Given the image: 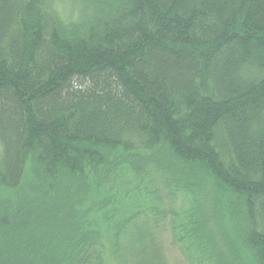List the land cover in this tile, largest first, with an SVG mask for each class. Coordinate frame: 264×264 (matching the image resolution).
Here are the masks:
<instances>
[{"label": "trees", "instance_id": "trees-1", "mask_svg": "<svg viewBox=\"0 0 264 264\" xmlns=\"http://www.w3.org/2000/svg\"><path fill=\"white\" fill-rule=\"evenodd\" d=\"M167 230L264 264V0H0V264H156Z\"/></svg>", "mask_w": 264, "mask_h": 264}, {"label": "rangeland", "instance_id": "rangeland-1", "mask_svg": "<svg viewBox=\"0 0 264 264\" xmlns=\"http://www.w3.org/2000/svg\"><path fill=\"white\" fill-rule=\"evenodd\" d=\"M178 197L176 207H181L183 203V195ZM131 196L127 197L129 201ZM145 201L132 199L131 206L135 209L142 208V205ZM169 229V228H168ZM158 237H152L149 245V253L146 257L147 261L156 262V264H187L183 258L180 251L175 245L172 244L171 236L169 230L163 231L162 233L157 234ZM144 261V260H143ZM146 262V261H144ZM147 263V262H146Z\"/></svg>", "mask_w": 264, "mask_h": 264}]
</instances>
